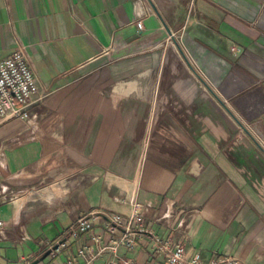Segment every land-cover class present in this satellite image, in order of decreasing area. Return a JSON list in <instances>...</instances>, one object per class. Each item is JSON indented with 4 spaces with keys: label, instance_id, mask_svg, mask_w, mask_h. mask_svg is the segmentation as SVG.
<instances>
[{
    "label": "crops",
    "instance_id": "obj_1",
    "mask_svg": "<svg viewBox=\"0 0 264 264\" xmlns=\"http://www.w3.org/2000/svg\"><path fill=\"white\" fill-rule=\"evenodd\" d=\"M17 46L37 90L0 120V264H82L135 202L187 256L264 264V0H0ZM116 257L167 264L147 233Z\"/></svg>",
    "mask_w": 264,
    "mask_h": 264
},
{
    "label": "built area",
    "instance_id": "obj_2",
    "mask_svg": "<svg viewBox=\"0 0 264 264\" xmlns=\"http://www.w3.org/2000/svg\"><path fill=\"white\" fill-rule=\"evenodd\" d=\"M137 28H142V18L136 20ZM37 90L36 78L31 68L23 46L15 47L11 53L0 59V120L7 114L25 116L24 106L31 102ZM119 200L118 197H116ZM96 216V215H95ZM106 226L110 232L118 228L120 233L113 235L107 242H102L100 236H93L97 242V249L91 250L83 246L78 249V254L88 253L82 264H94L96 258L104 251L109 250L112 258L107 264H131L130 259L116 257L121 248L131 249L135 246L137 236L150 234L152 249L155 254L164 257L167 264H240L237 258L231 256H216L204 262L201 255L196 252L187 256L182 242H172L169 237L153 234L147 227L138 203H133L131 211L127 214L118 212H105ZM93 215H82L76 219L60 239L48 245L50 252L58 251L65 245L69 236H77L91 228ZM3 222L0 220V231ZM70 262V260H68Z\"/></svg>",
    "mask_w": 264,
    "mask_h": 264
},
{
    "label": "rangeland",
    "instance_id": "obj_3",
    "mask_svg": "<svg viewBox=\"0 0 264 264\" xmlns=\"http://www.w3.org/2000/svg\"><path fill=\"white\" fill-rule=\"evenodd\" d=\"M262 139H264V137Z\"/></svg>",
    "mask_w": 264,
    "mask_h": 264
}]
</instances>
